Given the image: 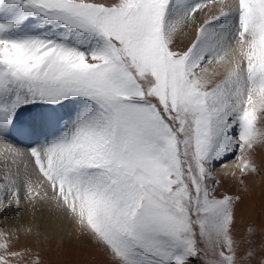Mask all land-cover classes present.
Returning a JSON list of instances; mask_svg holds the SVG:
<instances>
[{"label": "snow or ice", "instance_id": "6c2138e0", "mask_svg": "<svg viewBox=\"0 0 264 264\" xmlns=\"http://www.w3.org/2000/svg\"><path fill=\"white\" fill-rule=\"evenodd\" d=\"M262 173L264 0H0V264H264Z\"/></svg>", "mask_w": 264, "mask_h": 264}, {"label": "rangeland", "instance_id": "374dc122", "mask_svg": "<svg viewBox=\"0 0 264 264\" xmlns=\"http://www.w3.org/2000/svg\"><path fill=\"white\" fill-rule=\"evenodd\" d=\"M253 180L254 183L246 180V187L243 188L238 187L235 181H224V186L219 189L220 192L227 191L233 195H241L242 203L237 209L238 228L241 230L248 223L259 225L264 221V173L254 177ZM52 242L50 241V244L44 245V247L50 248L45 255V259L50 261L51 264H102L103 258L99 260L96 254H92L86 243H79V241L71 244ZM75 244H77L76 249Z\"/></svg>", "mask_w": 264, "mask_h": 264}, {"label": "bare ground", "instance_id": "6f19581e", "mask_svg": "<svg viewBox=\"0 0 264 264\" xmlns=\"http://www.w3.org/2000/svg\"><path fill=\"white\" fill-rule=\"evenodd\" d=\"M229 163H231L232 161H231V159L228 161ZM216 171L217 172H221L222 171V169H220L219 168V166H217V169H216ZM254 178V177H253ZM252 178V179H253ZM224 181H226V182H232V180H230V179H228V178H222V186L221 187H223L224 186ZM235 183V182H234ZM53 220H54V217H53ZM71 232V228H70V226H66V227H64L63 228V230H59V229H57L56 231H55V235H54V238L51 240V241H53V242H55V243H59V244H61V243H66V244H68V243H74V242H78L79 241V243H86L87 245V248H89V250L90 251H92L91 253L92 254H96V256H97V258L99 259V260H101L102 258V264H106V260H105V256H104V254L103 253H101L99 250H98V248L95 246V245H93L92 244V242L89 240V239H87L86 237H77L74 233H72L71 235L69 234ZM52 242V243H53ZM76 246H75V249H76V247H77V244H75ZM80 246V245H79ZM63 247V246H62ZM70 248V247H69ZM81 250V249H80ZM70 251V250H69ZM76 253V252H75ZM95 256V257H96ZM94 260H96L95 258H94Z\"/></svg>", "mask_w": 264, "mask_h": 264}]
</instances>
